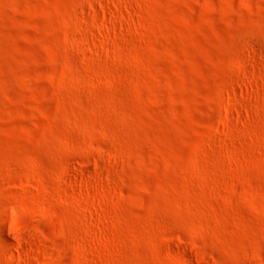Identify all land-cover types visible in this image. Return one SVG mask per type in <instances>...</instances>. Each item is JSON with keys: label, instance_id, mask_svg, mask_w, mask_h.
Here are the masks:
<instances>
[{"label": "rangeland", "instance_id": "rangeland-1", "mask_svg": "<svg viewBox=\"0 0 264 264\" xmlns=\"http://www.w3.org/2000/svg\"><path fill=\"white\" fill-rule=\"evenodd\" d=\"M0 264H264V0H0Z\"/></svg>", "mask_w": 264, "mask_h": 264}]
</instances>
